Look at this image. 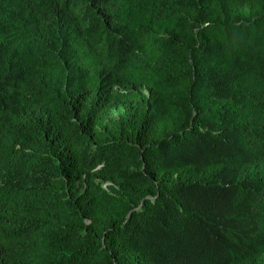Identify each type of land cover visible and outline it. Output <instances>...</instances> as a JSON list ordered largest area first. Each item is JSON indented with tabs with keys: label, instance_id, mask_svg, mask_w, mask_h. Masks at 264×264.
<instances>
[{
	"label": "trees",
	"instance_id": "16d2710c",
	"mask_svg": "<svg viewBox=\"0 0 264 264\" xmlns=\"http://www.w3.org/2000/svg\"><path fill=\"white\" fill-rule=\"evenodd\" d=\"M0 264H264V0H0Z\"/></svg>",
	"mask_w": 264,
	"mask_h": 264
}]
</instances>
